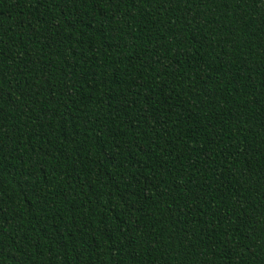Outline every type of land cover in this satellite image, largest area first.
<instances>
[{"label": "trees", "instance_id": "obj_1", "mask_svg": "<svg viewBox=\"0 0 264 264\" xmlns=\"http://www.w3.org/2000/svg\"><path fill=\"white\" fill-rule=\"evenodd\" d=\"M0 264H264V0H0Z\"/></svg>", "mask_w": 264, "mask_h": 264}]
</instances>
